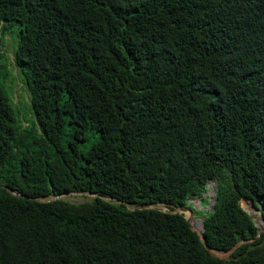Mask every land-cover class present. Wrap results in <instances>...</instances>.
Here are the masks:
<instances>
[{"label":"trees","instance_id":"1","mask_svg":"<svg viewBox=\"0 0 264 264\" xmlns=\"http://www.w3.org/2000/svg\"><path fill=\"white\" fill-rule=\"evenodd\" d=\"M5 33L0 264H264V0H0ZM213 179L202 240L173 210Z\"/></svg>","mask_w":264,"mask_h":264},{"label":"rangeland","instance_id":"2","mask_svg":"<svg viewBox=\"0 0 264 264\" xmlns=\"http://www.w3.org/2000/svg\"><path fill=\"white\" fill-rule=\"evenodd\" d=\"M0 42V76H3V71H6L5 80H7V86L11 89V99L20 110L21 116L23 117V124H27L28 121L33 118L32 110L29 108V91L25 81V78L21 72L17 70L14 63V45L16 36L12 33H5L2 36ZM4 66L6 68H4ZM28 117V118H25ZM213 180L207 185V188L203 196L207 197V201H203L202 196H192L186 201L185 206L193 210V216H190V210H184V215L189 218V221L195 227L194 220L200 219L203 214L201 210L207 211L212 206V196L213 195ZM93 193L88 191H68L60 196L68 199L70 201L79 202L83 200H90L93 197ZM53 197V196H49ZM47 198V197H46ZM241 205L249 212V214L254 219L257 226L264 227V218L261 215L258 206L254 205L253 201L249 198H240ZM156 207L167 209L163 203L151 204ZM176 209V208H175ZM190 216V217H189ZM220 257H226L229 253L223 250H216Z\"/></svg>","mask_w":264,"mask_h":264},{"label":"water","instance_id":"3","mask_svg":"<svg viewBox=\"0 0 264 264\" xmlns=\"http://www.w3.org/2000/svg\"><path fill=\"white\" fill-rule=\"evenodd\" d=\"M214 180V182H213V186H212V188H213V195H211L212 196V204H213V202H214V200H215V198H214V193H215V190H216V181H215V179H213ZM13 192H15V193H19V192H16V191H13ZM88 192H90V193H93V192H91V191H88ZM93 194H95V193H93ZM40 199V198H39ZM147 205L146 204H141V205H139V208H143V207H146ZM129 207H131V208H133V206H130L129 205ZM176 208V209H175ZM160 209H162V208H160ZM186 209H188V210H190L189 212H190V216H193V210L192 209H190V208H188V207H186L185 205H183V206H180V205H176L175 207H174V210L173 211H178V212H183L184 213V210H186ZM162 210H165V209H162ZM261 212V211H260ZM189 216V217H190ZM186 217V219H187V221L189 222V224H190V227L192 228V229H194L199 235H200V237L202 238V240H204V235L202 234V228H203V226H202V221H203V215L202 216H200V218H201V229H197V228H195L194 226H193V224L189 221V218L187 217V216H185ZM258 227V229H257V235H259L260 234V232L262 231V230H264V227H260V226H257ZM243 241V239L242 240H240V241H238V242H236L234 245H232L229 249H225V250H223V251H225V252H227V253H230V251L236 246V245H238L240 242H242ZM207 246V248L210 250V252L212 253V254H214V255H216V256H219L218 255V252L216 251V249H214V248H212V247H210L209 245H206ZM220 257V256H219Z\"/></svg>","mask_w":264,"mask_h":264},{"label":"bare ground","instance_id":"4","mask_svg":"<svg viewBox=\"0 0 264 264\" xmlns=\"http://www.w3.org/2000/svg\"><path fill=\"white\" fill-rule=\"evenodd\" d=\"M214 181V180H213ZM194 222H195V228H197V229H201V218L200 219H196V220H194Z\"/></svg>","mask_w":264,"mask_h":264}]
</instances>
